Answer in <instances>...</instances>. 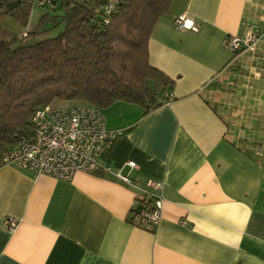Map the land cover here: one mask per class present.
Masks as SVG:
<instances>
[{"label":"crops","instance_id":"crops-1","mask_svg":"<svg viewBox=\"0 0 264 264\" xmlns=\"http://www.w3.org/2000/svg\"><path fill=\"white\" fill-rule=\"evenodd\" d=\"M180 15L198 30L178 29ZM251 28L262 40L234 53L227 40ZM148 48L173 100L147 115L102 109L115 135L101 162L137 186L4 165L0 264H264V0H173ZM147 181L163 196L155 228L132 216L141 195L153 199Z\"/></svg>","mask_w":264,"mask_h":264},{"label":"trees","instance_id":"trees-1","mask_svg":"<svg viewBox=\"0 0 264 264\" xmlns=\"http://www.w3.org/2000/svg\"><path fill=\"white\" fill-rule=\"evenodd\" d=\"M173 0H122L109 24L102 0H63L64 30L26 43L4 25H26L31 0H0V168L4 155L31 135L30 119L42 106L68 101L105 109L139 105L147 115L168 102L174 79L149 60V40ZM153 199L134 208L153 207Z\"/></svg>","mask_w":264,"mask_h":264},{"label":"built area","instance_id":"built-area-1","mask_svg":"<svg viewBox=\"0 0 264 264\" xmlns=\"http://www.w3.org/2000/svg\"><path fill=\"white\" fill-rule=\"evenodd\" d=\"M35 5H55L63 0H31ZM102 21L109 24L122 0H102ZM174 25L178 29L198 30L193 21L185 15L178 16ZM28 29L19 34L27 37ZM259 30L247 29L233 35L227 40L228 47L238 53L242 50H254L262 40ZM168 102L173 100L167 94ZM31 135L23 137L6 151L5 163L16 162L22 167L57 179L71 180L79 172L91 174H113L120 181L137 186L135 181L123 171H114L111 165L103 164L101 156L110 145L115 132L108 129L106 116L102 109L68 101L55 102L39 107L31 116ZM133 169L137 168L134 160L127 162ZM157 183L147 181L140 189L153 197V207L144 206L138 211L133 209L132 216L144 226L155 228L161 220L162 195H156L149 189L156 188ZM144 196H140V201ZM7 226H16V219L8 217Z\"/></svg>","mask_w":264,"mask_h":264},{"label":"rangeland","instance_id":"rangeland-1","mask_svg":"<svg viewBox=\"0 0 264 264\" xmlns=\"http://www.w3.org/2000/svg\"><path fill=\"white\" fill-rule=\"evenodd\" d=\"M64 13L59 2L55 5L37 4L31 8L26 25L13 17L4 18L3 23L14 34H20L28 29L31 34L26 38V43L31 44L58 36L65 28Z\"/></svg>","mask_w":264,"mask_h":264}]
</instances>
